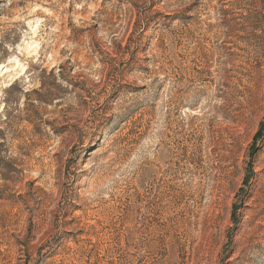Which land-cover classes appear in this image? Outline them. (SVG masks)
<instances>
[{
	"label": "rangeland",
	"instance_id": "rangeland-1",
	"mask_svg": "<svg viewBox=\"0 0 264 264\" xmlns=\"http://www.w3.org/2000/svg\"><path fill=\"white\" fill-rule=\"evenodd\" d=\"M0 264H264V0H0Z\"/></svg>",
	"mask_w": 264,
	"mask_h": 264
},
{
	"label": "trees",
	"instance_id": "trees-1",
	"mask_svg": "<svg viewBox=\"0 0 264 264\" xmlns=\"http://www.w3.org/2000/svg\"><path fill=\"white\" fill-rule=\"evenodd\" d=\"M261 135H259V138H260Z\"/></svg>",
	"mask_w": 264,
	"mask_h": 264
}]
</instances>
